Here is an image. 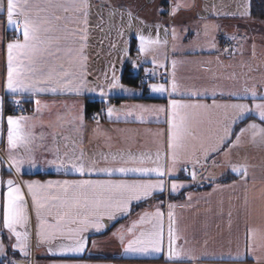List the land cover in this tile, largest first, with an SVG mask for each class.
<instances>
[{"label": "crops", "instance_id": "0c3cea01", "mask_svg": "<svg viewBox=\"0 0 264 264\" xmlns=\"http://www.w3.org/2000/svg\"><path fill=\"white\" fill-rule=\"evenodd\" d=\"M228 1L231 4L226 7L216 0H109L106 4L102 0H89L87 39L83 42L86 59L80 61L75 52L71 55L62 52L58 59L52 61L77 75L83 71L84 87L81 92L58 90L55 93L13 95L7 92L5 84L7 43L14 38L22 40V36L7 24L6 0H0L4 5L0 15V99L3 101L0 108V219L8 179L21 185L24 193H27L24 183L29 181L44 183L49 180L90 179L133 182L157 179L155 174H122L118 171L110 175L86 172L81 176L70 165L57 169L47 163L54 158L57 150L61 157L83 153L86 165L94 161L97 168L116 169L141 166L138 163L141 156H151V160L145 159L142 166L155 167L153 161L159 152V163L174 169L163 178L166 182L164 191H157L141 201H132L130 212L117 214L115 220L104 216L101 219L104 227L100 231L89 228L82 233L86 247L81 253L61 254L60 245L72 243L66 238L52 242V252H49L50 245L38 244V220L31 197L26 195L30 217L29 255L26 257L18 249L13 250L15 238L10 239L9 233L0 224V240L4 245L0 261L8 257L10 250L13 258L7 260L8 264L13 260H27L29 264H264V162L257 164L249 155L250 152L264 156L261 153L264 143L261 144L263 139L259 135L253 137L251 129L241 132L251 123L264 127L254 109V104L264 102L260 99L264 97V22L226 11L245 6L240 0ZM48 3L49 0H28V8L35 15L36 9L47 8ZM56 14L72 17L70 12L57 11ZM206 24L210 26L208 35H205ZM68 26L75 27L72 23ZM140 35L152 39L159 37L160 42L147 45L150 50L141 53L138 50ZM224 39H233V46L222 48ZM67 47L76 49L80 44L69 41ZM126 70L128 75L138 78L135 83L123 80ZM143 74L162 77L163 80L150 82L148 92H144L139 84V77ZM113 75L122 88H110ZM173 81L177 84V92L171 95L168 92L153 93L149 88L150 84L164 83L171 92ZM246 87L255 90L256 100L251 98L250 93L246 98H238L244 95ZM101 89L106 95H101ZM230 93H237L238 96ZM7 98L13 104L15 101L23 103V100L31 102L29 111L24 114L6 113ZM171 99L207 106L182 110L194 117L196 139L188 138L175 165L167 147L168 113L134 107L167 109ZM35 100L41 101L39 112L36 111ZM88 100L104 103V111L93 112L98 117L96 119L92 113L90 116L86 113ZM214 101L216 105L246 104L253 110L239 119L237 110L215 107ZM108 107H114L121 113L119 118L109 117ZM129 111L133 115H123ZM10 115L32 118L23 127L32 136L30 147L36 167L26 161L19 173L14 166L10 167L7 141V117ZM81 115L82 122L78 119ZM140 116L143 120L139 119ZM225 129L228 130L227 138L221 140L226 135ZM245 136L248 137V147L244 142ZM129 154L136 157L137 162L125 163ZM16 155L27 154L21 149ZM113 156H116L115 160ZM196 159L199 163L195 164L196 178L193 179L191 173ZM233 166L239 172H233ZM187 168L190 171L186 174ZM228 173L237 178L228 183L211 185L212 181ZM173 181L184 187L171 191ZM169 205L174 207L169 209ZM157 210L163 213L161 251L126 252L117 234L119 230L131 227L145 212L154 213ZM169 211L173 213V227L180 236L173 245L176 253L173 259L169 258ZM67 227L76 228L77 225ZM151 227L152 224L146 221L138 226L137 235L140 230ZM129 237L130 234L125 233V240Z\"/></svg>", "mask_w": 264, "mask_h": 264}, {"label": "snow or ice", "instance_id": "6c2138e0", "mask_svg": "<svg viewBox=\"0 0 264 264\" xmlns=\"http://www.w3.org/2000/svg\"><path fill=\"white\" fill-rule=\"evenodd\" d=\"M91 8L89 0H64V2L55 3L49 0L47 8H38L35 15L30 8H28V0H6V20L7 24L19 32L22 40L14 38L7 43V73H6V89L10 94L23 93H45L67 91L76 92L79 94L84 87L83 71L77 75L75 72L65 71L62 64L55 65L53 60L58 59L60 53L66 52L69 55L77 53L79 60L86 59L83 55V42L87 39L88 16ZM51 9V11H49ZM4 10V5L0 3V11ZM57 11L63 13H72V17L62 16L56 14ZM41 13H47L41 15ZM247 11L242 12L241 15H246ZM131 15V13H129ZM22 18V19H21ZM63 22V23H61ZM72 23L75 27L70 28L68 25ZM22 25L17 28L16 26ZM205 35H208L210 30L209 25H205ZM175 36V30H173ZM234 39V37H233ZM73 41L79 43L80 47L73 49L67 47V43ZM139 51L141 53L147 52L150 49L149 44H158L159 37L152 39L151 37L139 36ZM214 43L212 47H214ZM227 51V49H225ZM175 64V62H173ZM83 69V63L80 64ZM119 84L118 78L113 75L110 81V88H122ZM149 88L153 93L164 94L166 92L171 95L177 92V84L175 81L171 84V92L164 83L150 84ZM94 91V89H89ZM124 91H130L124 89ZM250 93L253 100L257 99V93L254 89L244 88L242 96L237 93H230V95L238 96V98H246ZM101 95L106 93L101 89ZM198 95V93H192ZM215 95V92H213ZM264 101V97L260 98ZM2 99H0V108H2ZM17 103H19L17 101ZM37 106L36 111L41 110V101L35 100ZM215 107H224L237 110V118L243 119L246 112L252 111L246 104H231V105H216ZM47 107V105H44ZM143 111L151 112H167L169 124L168 129V144L167 147L171 151L172 164L175 165L178 154L185 149L186 142L189 137L196 139L194 128V117L190 113L182 110L190 108H206V105L187 104L179 100H169L168 108H145L144 106H134ZM254 109L259 119L264 122V102L254 104ZM107 115L109 117L116 116L119 118V113L114 107L107 108ZM125 116H131V111L123 113ZM0 119H2V112H0ZM32 118L26 116L7 117V141L9 159L11 161L10 167L14 166L16 172L19 173L22 165L27 161L32 167H36V160L32 155L33 149L30 147L32 143L31 133L25 131L23 125ZM83 121V116L78 117ZM139 119L143 120V116ZM235 123V120L233 121ZM253 130V137L259 135L264 139V127L256 123L248 125L247 129H242L241 132ZM227 129H225V137L227 138ZM239 139V137H237ZM23 149L25 155L17 156L16 153ZM113 160L116 156L112 157ZM123 159V156L120 157ZM107 159V157H105ZM151 160V156H141L138 163L141 166L137 167H119L116 168H97L95 162L86 165L84 163L83 153L80 156H71L67 154L61 157L57 150L54 158L47 161L49 165L57 169L71 168L83 176L86 172H101L112 174L113 172H120L122 174L139 173L141 175L155 174L156 180L147 181H133L125 180H64L47 182L29 181L24 183L27 188V193L22 191L21 185H18L12 179L6 181L7 195L3 203L2 219L0 224L2 228L9 233V238H15V243L12 245L13 250H19L24 256H28L30 252V233L28 231L29 213L27 208L26 195L31 197L32 205L35 209L38 220V227L36 236L38 244H48L49 252H52V242L58 239H70V245H60L59 252L63 253H81L86 247V240L82 233L89 228H95L100 231L103 224L101 219L107 216L109 220H115L117 214H128L130 212V205L132 201H141L151 197L157 191H164L166 182L163 179L165 176L173 172L172 167L166 164H160V154H156L155 167H144V160ZM137 162V158L129 154L128 162ZM199 163V159L193 161V167ZM233 172H239L236 166L232 167ZM246 173V170H245ZM193 179L196 178V172L191 173ZM2 182V181H0ZM184 187L183 184H178L175 181L171 183V191L175 192L179 188ZM55 191H52V190ZM169 205V209L173 208ZM163 213L159 210L154 213L145 212L140 216L138 221H134L132 226L127 229L119 230L121 244L124 245L126 252L147 253L160 252L163 245V228L161 218ZM169 228H168V242H169V258L176 257L173 251V245L180 239L179 233L174 229L173 213L169 211ZM152 224L151 228L139 231L137 235L138 226H142L145 222ZM154 221V222H153ZM68 225H77L76 228H69ZM18 228L24 229L19 231ZM125 233L130 234V237L125 240ZM0 254H4L3 241L0 240ZM239 259V257H236ZM10 264H19L13 260Z\"/></svg>", "mask_w": 264, "mask_h": 264}, {"label": "trees", "instance_id": "16d2710c", "mask_svg": "<svg viewBox=\"0 0 264 264\" xmlns=\"http://www.w3.org/2000/svg\"><path fill=\"white\" fill-rule=\"evenodd\" d=\"M249 12H250L249 13L250 14L249 19L259 20V21L264 22V0H250ZM128 74H129V71L126 70V72L123 76L124 81H126L128 83H135L138 80V78L131 77ZM23 104L27 109H30L31 102H28L27 100H23ZM103 107H104V103L101 101L88 100L86 103V113L88 114V116H90L91 113L98 112ZM13 109H14V104L12 103V100L7 98L5 101L6 113L13 112ZM247 120H249V119H247ZM237 128H239V125ZM236 132H237V129L234 132V135L236 134ZM41 176H43V175H41ZM236 178H237L236 175H234L232 173H228V174L220 177L219 179L212 181L211 185L228 183V182H231L232 180H234ZM209 185H208V187H209ZM11 258H13L12 252L9 250L8 251V257L6 259L0 261V264H8L7 260H9Z\"/></svg>", "mask_w": 264, "mask_h": 264}, {"label": "rangeland", "instance_id": "374dc122", "mask_svg": "<svg viewBox=\"0 0 264 264\" xmlns=\"http://www.w3.org/2000/svg\"><path fill=\"white\" fill-rule=\"evenodd\" d=\"M241 1V4H243L244 3V8H240V9H234V8H236V7H234V8H232V9H227L226 10V8H225V10L226 11H230V13H238V14H240V13H242V12H245V11H247V14H246V16H248L249 17V6H250V0H240ZM102 2H103V4H106V2H109V0H102ZM216 2L217 3H221V4H223L224 6H226L227 7V5H230L231 3H230V1H228V0H216ZM1 12L2 11H0V15H1ZM110 16H111V14H109ZM110 16H108V18H110ZM0 19H1V16H0ZM263 22V21H262ZM247 141H248V137H244V142H246V147H248L249 146V143H247ZM263 143H264V139H263V141L261 142V144L263 145ZM245 145H243V147L245 148ZM242 147V148H243ZM261 153L264 155V148L262 149V151H261ZM249 155H250V157H251V159L253 160V161H255L257 164H259L260 162H264V156H262V155H260L259 153H257V155L255 154V153H250L249 152ZM245 155H243V157H244ZM194 171L196 172V167L194 168Z\"/></svg>", "mask_w": 264, "mask_h": 264}, {"label": "built area", "instance_id": "2783aa9c", "mask_svg": "<svg viewBox=\"0 0 264 264\" xmlns=\"http://www.w3.org/2000/svg\"><path fill=\"white\" fill-rule=\"evenodd\" d=\"M231 45H232V41H231V40H227V41H225V42L222 44V47H223V48H226V47H229V46H231ZM151 80H152V77H151L150 75H145V76H143V77L141 78L140 83L142 84V86L145 87V85H146L148 82H150ZM145 91H147L146 88H145ZM14 111H15L16 113H20V114L25 113V110L22 108V106H21L19 103L16 104V106H15V108H14ZM93 118H96L95 114H93ZM187 170H189V169H187Z\"/></svg>", "mask_w": 264, "mask_h": 264}, {"label": "water", "instance_id": "95a60500", "mask_svg": "<svg viewBox=\"0 0 264 264\" xmlns=\"http://www.w3.org/2000/svg\"><path fill=\"white\" fill-rule=\"evenodd\" d=\"M6 186H7V183H6ZM17 262H19V264H28V261H26V260H18Z\"/></svg>", "mask_w": 264, "mask_h": 264}]
</instances>
